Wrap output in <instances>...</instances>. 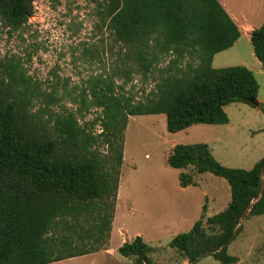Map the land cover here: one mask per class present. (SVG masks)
Instances as JSON below:
<instances>
[{
	"label": "trees",
	"instance_id": "obj_1",
	"mask_svg": "<svg viewBox=\"0 0 264 264\" xmlns=\"http://www.w3.org/2000/svg\"><path fill=\"white\" fill-rule=\"evenodd\" d=\"M94 1L121 45L104 72L72 87L44 86L19 61L0 67V264H51L108 248L131 116L164 113L167 130L178 132L229 122L231 103L262 107L260 83L249 67L213 66L215 54L241 36L219 0ZM34 9L35 0H0V22L19 30ZM251 42L264 65V22ZM154 69L160 74L155 88L136 100L125 86L134 74ZM95 109L100 111L89 123L86 116ZM87 124H99L101 133ZM167 163L183 169L181 187L197 185V176L211 172L231 189L224 209L203 213L170 247L191 263L207 255L221 264L238 262L228 248L243 218L264 214V157L249 169L228 167L207 143H178ZM153 250L141 235L118 248L135 264H157Z\"/></svg>",
	"mask_w": 264,
	"mask_h": 264
},
{
	"label": "rangeland",
	"instance_id": "obj_2",
	"mask_svg": "<svg viewBox=\"0 0 264 264\" xmlns=\"http://www.w3.org/2000/svg\"><path fill=\"white\" fill-rule=\"evenodd\" d=\"M101 11L102 7L94 0H35L34 14L21 29L12 30L0 22V67L4 62L19 61L44 86L84 84L92 75L104 72L117 61L121 49L103 21ZM237 48L250 57L253 44L245 36ZM230 62L235 64L238 61ZM159 76L158 69L147 76L134 74L133 81L125 86V90L136 100H143L155 88ZM256 77L260 83L258 100L261 99V108L246 102L231 103L226 106L231 123L213 125L210 134L196 131L188 139L192 140L189 142L208 139L215 148L216 158L228 167L249 169L264 157V71H257ZM68 106L74 107L70 103ZM99 111L95 109L87 114L86 120L91 123ZM165 118L161 113L134 115L129 119L124 132V187L116 207V230L112 243H108L107 249L93 252V255L67 258L51 264H135L133 258L118 252L121 227L127 233V240L139 230L145 233L146 242L154 247L150 256L157 264H221L210 255L191 263L169 243L176 234L190 230L203 213L210 216L223 209V204H217L218 197H222L224 202L228 195L231 199L230 185L225 178L211 172L200 174L203 187L188 193L185 202H181L179 212L181 210L183 215L178 229L162 228L168 215L163 213L158 200L151 202L147 211L142 206L137 211L132 209L133 200L142 205L148 198L155 199L161 195L160 190L156 191L161 185L157 182L158 176L163 173V166L171 167L164 159L168 148L166 142L176 138L168 136ZM88 127L94 133H101L99 124L94 127L89 124ZM100 148L105 153L109 151V147L102 143ZM170 169L176 171L173 172L174 177L177 170L174 167ZM221 185L228 187V192L225 190L224 193ZM204 190L208 192V198L202 193ZM170 195L174 202L179 201L172 188ZM200 202H206L202 211ZM241 225L240 232L228 248L230 254L239 257L235 264H264V214L247 215Z\"/></svg>",
	"mask_w": 264,
	"mask_h": 264
},
{
	"label": "crops",
	"instance_id": "obj_3",
	"mask_svg": "<svg viewBox=\"0 0 264 264\" xmlns=\"http://www.w3.org/2000/svg\"><path fill=\"white\" fill-rule=\"evenodd\" d=\"M219 1L222 3L224 8L227 10V12L230 14V16L235 20V22L239 26V29L241 31V36L235 42V44L232 47L225 49V50H222V51L215 54V56L213 58V66L214 67H225V66H231V65H246L255 73V75H257V71H261V72L264 71V65L262 64V62L257 58V56L254 53V47H253V51L251 52L250 57H246L244 55V53L242 52V50L237 48L240 40L245 38V36L248 40L251 41L252 31L254 29L260 27L262 25V23L264 22V0H219ZM232 60H236L238 62L233 64L232 62H230ZM260 101H261V99L259 98V102ZM256 108L258 109V107H256ZM164 115L166 117V114H164ZM165 119H166V126H167V118H165ZM229 123H231V117H229V122H227L225 124H229ZM213 125H217V124L197 123V124H193V125L189 126L186 129L180 130L178 132H169L170 135L168 134V136L176 137V138L175 139H167L166 143L168 144V148H167V151L165 152L164 159L167 161L168 154L171 152L173 147L178 143H187V144H190V143H207L209 145L212 153L215 156L216 155L215 154V148H214V146L210 145V142L208 141V139L197 141V142H189L192 140H188L189 138H191L192 135H194L196 133V131H197V133H204L206 131V133L210 134L211 129H213V127H212ZM191 129H193L195 131L193 133H191V131H193ZM204 136L206 137V135H204ZM123 165H124V160H123V164L121 166L117 204H118L122 189L124 187V181H123L124 177L122 175ZM170 168H172V167H170ZM170 168L163 166L162 167L163 173L158 176L157 182L161 183V185L157 187L156 191L160 190L161 195H157L155 199L148 198L147 201L143 202L142 205H140V203L138 201H135V200H133V203H132L133 211H137L138 208H140V206H142L143 209L145 211H147L151 206V202L154 203L158 200L160 202L159 204H161V207L163 208V213L168 215L164 219V223H162V228L168 227L169 229H170V227H172V228L178 227L179 228L180 225L182 224L181 223V219H182L181 216L183 215V213L181 210L179 212V209L182 206L181 202L182 201L185 202V197L188 195V193L190 194L192 192H197L199 189H201V187H203L202 182H201V175H199L200 179H198L197 185H188L186 187H181L180 186V180H179V174L181 171H183V169L175 168L177 170V173H175V176L173 177V172H176V171H174ZM121 177H122V180H121ZM159 183H158V185H159ZM221 186H222V189L224 190V193H225V190H226V192H228V189H227L228 187L224 188L223 185H221ZM171 188L174 190V193H175L174 197L175 198L177 197V200H179V201H176V202L173 201L174 199L170 195ZM202 193L204 194V196L206 198H208V192L206 190H204ZM224 193L222 196H224ZM218 198L221 201L217 199V204H223L222 208L224 209L229 202V195H228L227 201H225V202H224V199L222 197H218ZM117 204H116V207H117ZM199 206H201V211H202L204 209V206H206V202H203V203L200 202ZM170 218H172V221L169 220ZM187 224L188 223H186V225ZM115 230H116V209H115L114 219L112 222V230H111V236H110V240H109L110 244L112 243V238H113ZM120 231L121 232H119V234L121 235L122 238H120V243L117 246L118 248L125 241H127V239H125V237L127 238V233H126L125 229L123 227H121ZM137 235H141L145 239V233L143 231L139 230L136 232V235L131 237V239H129V240H132ZM95 253H97V252H95ZM93 254L94 253L86 254V256L87 255H93Z\"/></svg>",
	"mask_w": 264,
	"mask_h": 264
},
{
	"label": "water",
	"instance_id": "obj_4",
	"mask_svg": "<svg viewBox=\"0 0 264 264\" xmlns=\"http://www.w3.org/2000/svg\"><path fill=\"white\" fill-rule=\"evenodd\" d=\"M252 102H254L256 105H258V102L254 101L253 99H251Z\"/></svg>",
	"mask_w": 264,
	"mask_h": 264
}]
</instances>
